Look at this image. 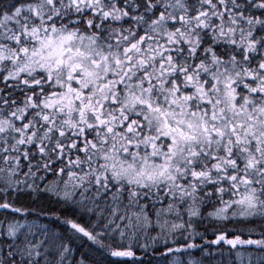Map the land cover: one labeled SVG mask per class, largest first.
I'll use <instances>...</instances> for the list:
<instances>
[{"label":"snow or ice","instance_id":"6c2138e0","mask_svg":"<svg viewBox=\"0 0 264 264\" xmlns=\"http://www.w3.org/2000/svg\"><path fill=\"white\" fill-rule=\"evenodd\" d=\"M0 264H264V0H0Z\"/></svg>","mask_w":264,"mask_h":264}]
</instances>
